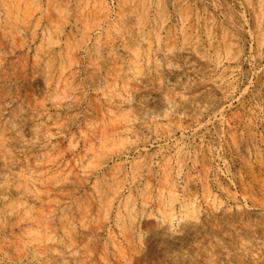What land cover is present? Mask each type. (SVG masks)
Returning a JSON list of instances; mask_svg holds the SVG:
<instances>
[{
	"label": "rangeland",
	"instance_id": "obj_1",
	"mask_svg": "<svg viewBox=\"0 0 264 264\" xmlns=\"http://www.w3.org/2000/svg\"><path fill=\"white\" fill-rule=\"evenodd\" d=\"M0 264H264V0H0Z\"/></svg>",
	"mask_w": 264,
	"mask_h": 264
}]
</instances>
